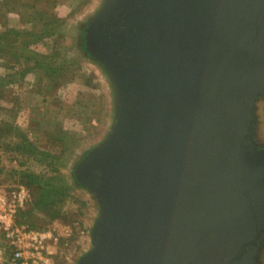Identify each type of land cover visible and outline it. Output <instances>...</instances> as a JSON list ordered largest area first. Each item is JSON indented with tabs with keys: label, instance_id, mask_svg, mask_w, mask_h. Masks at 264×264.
<instances>
[{
	"label": "water",
	"instance_id": "1",
	"mask_svg": "<svg viewBox=\"0 0 264 264\" xmlns=\"http://www.w3.org/2000/svg\"><path fill=\"white\" fill-rule=\"evenodd\" d=\"M115 17L130 112L92 168L106 210L82 264H253L264 159L246 175L238 160L264 95V0H128Z\"/></svg>",
	"mask_w": 264,
	"mask_h": 264
},
{
	"label": "rangeland",
	"instance_id": "2",
	"mask_svg": "<svg viewBox=\"0 0 264 264\" xmlns=\"http://www.w3.org/2000/svg\"><path fill=\"white\" fill-rule=\"evenodd\" d=\"M127 1L16 0L9 11L8 5L0 8L8 11L3 18L0 13V31L6 27L34 29V20L43 18L39 12L46 11L56 12L59 22L53 27L64 33L60 44L56 43L58 35H53L25 48L28 54L31 49L49 53L58 48L52 62L61 70L55 76H48L42 68L21 76L25 59L0 55L4 82L0 125H10V130H0V193L14 200L15 193L26 192L18 216L34 197L33 187L23 181L22 173H44L42 181L55 177L58 181L59 176L52 177L55 168L48 166L51 162L59 166L70 193L61 194L56 210L39 208L31 217L42 226L39 230L52 233L49 246L55 264H82L96 248L105 218L106 208L91 173L101 155L120 141L130 112L129 88L117 55L120 44L111 26ZM29 64H34L32 59ZM254 115L246 136L248 144L239 155L241 175L251 173L264 159V95L259 97ZM20 132L28 135L26 143L34 142L53 157H46L38 148L33 153L17 149L14 143L20 141ZM256 256L253 264H264V237Z\"/></svg>",
	"mask_w": 264,
	"mask_h": 264
},
{
	"label": "trees",
	"instance_id": "3",
	"mask_svg": "<svg viewBox=\"0 0 264 264\" xmlns=\"http://www.w3.org/2000/svg\"><path fill=\"white\" fill-rule=\"evenodd\" d=\"M12 1L16 0H0V8L3 7V5H8V11L11 9ZM26 6H29L27 4H24ZM10 8V9H9ZM7 9H3V11H0L1 18L3 16L7 15ZM38 10H35L34 13H36ZM40 18L43 16L42 20L40 21L38 18L37 20H34V29L21 31L17 28H11L6 27V30L0 31V55L4 54H10L17 58H20L21 56L25 59L23 70L20 72L21 76L25 74V72L30 71L32 69L36 68H42L47 75H57L60 72V67L56 65L53 61V57L56 56V51L58 48L55 47L54 52L44 53L39 52L35 50H30L29 52L25 53L27 51L25 48L30 46L33 47L34 43L40 42L43 38L46 37H52L53 35H58L56 37V43L60 44L61 39H63L64 33L61 31H58L57 28L53 27V24H57L59 22L58 15L56 12L47 13L46 11L39 12ZM3 21V20H2ZM1 23V20H0ZM53 27V28H52ZM26 44V45H25ZM22 46V48H21ZM20 48V50H19ZM29 48V47H28ZM24 51V53L22 52ZM32 53V54H31ZM33 60L34 64H29L30 60ZM29 64V65H27ZM19 73V74H20ZM2 74H0V103L4 96V82L1 81ZM6 125H0V130L2 129V132H4L6 129L10 130L9 123H5ZM20 141L14 143L16 145L15 147L17 149H27L29 152H35L37 151L38 146L34 144V142L26 143L28 140V135L24 132H20ZM39 149V148H38ZM38 151L44 152L46 157H53V155L46 151L39 149ZM49 160V159H48ZM56 165V164H55ZM53 166L52 162L49 164V168L52 167V169L55 168L56 174L53 176H59L58 181L55 179L48 180V181H42L43 177L45 176L43 174L34 175L31 173V171L23 172V181L31 185L33 187L34 197L33 200L27 205V208H22L19 211L18 216L16 217L18 219V222L20 223H26L30 225L33 228H42V226H39L37 223L33 222L31 217L37 213L36 209L39 208H52L56 210L59 206V201L61 199V194H69L70 189L67 185V182L62 179V176H60L59 172V166ZM60 195V196H59ZM1 237L3 238L2 234ZM3 241V239H2ZM2 242H0L1 244Z\"/></svg>",
	"mask_w": 264,
	"mask_h": 264
},
{
	"label": "built area",
	"instance_id": "4",
	"mask_svg": "<svg viewBox=\"0 0 264 264\" xmlns=\"http://www.w3.org/2000/svg\"><path fill=\"white\" fill-rule=\"evenodd\" d=\"M15 196L10 200L0 193V264H55L49 246L52 233L18 222L17 212L25 203L26 192Z\"/></svg>",
	"mask_w": 264,
	"mask_h": 264
}]
</instances>
